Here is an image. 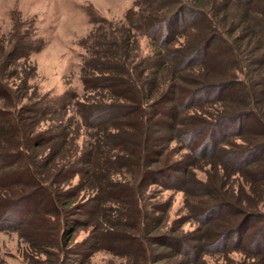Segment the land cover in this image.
Here are the masks:
<instances>
[{"label": "trees", "instance_id": "1", "mask_svg": "<svg viewBox=\"0 0 264 264\" xmlns=\"http://www.w3.org/2000/svg\"><path fill=\"white\" fill-rule=\"evenodd\" d=\"M155 1L158 0H143L147 5ZM174 1L169 3L170 6ZM234 2L217 0L216 3L226 6ZM240 2L245 4L249 16L244 24L250 19L257 20V24H250L249 28L236 24L241 33L236 36L235 27V31L229 32L234 37L230 35L220 44L227 45L226 51L236 62L238 59L235 57L234 60L232 56L238 51L247 52L243 41L249 38L246 31L251 32L255 46L248 53L251 57L248 61L251 65L256 64L258 71L247 75L249 87L230 83L224 88L221 83L209 89L211 86L206 87L198 81L202 75L197 74L200 72L197 65H204V68L210 64L208 55L201 57L200 51L195 49V53L180 62H170L167 51H161L170 48L179 36L163 24L166 18L152 16L148 19L144 15L136 22L130 12L126 15L129 28L142 30L143 35L156 40V49L152 51L155 62L149 58L139 59L133 48L131 53L123 50L122 55L118 54L121 50L107 48L104 53L110 66L106 65L109 69L103 73L100 70L104 62L86 61L85 76L82 77L85 89L96 92L97 97L103 95L98 90L108 91V99H111L109 103L94 106L93 117L89 119L92 124L86 121L85 125L98 127L97 134L92 136L95 142L90 143L88 150L72 162L62 151L49 149L51 146H48L44 160L35 152L33 158L32 153L22 151L0 153V222L2 227L14 222L15 226L8 227L19 232L21 227L33 223L32 238L24 240L30 256L46 255L42 264H73L69 259L71 256L76 258L87 250L102 246L103 241L110 246L116 241L117 244L123 242L129 251L136 253L134 257L141 264H192L194 260L202 259V255L215 251H238L245 255L243 264H264V0ZM221 8L217 7L216 14ZM202 14L209 16L208 31L214 30L210 26L215 21L211 12ZM218 18V24H222ZM96 20L99 18L92 19L94 25ZM132 36L128 29L117 47L125 48L126 41ZM23 40H19L18 46L15 44L16 54L30 57L41 47L35 41ZM82 45L87 53L94 49L93 43L91 45L87 40H83ZM239 52L241 59L245 57ZM257 57L259 59L254 61ZM218 61L220 65L224 62L222 58ZM115 62H120L122 67ZM2 86L0 82V88ZM4 98L9 99V96ZM46 101L32 105L33 117L37 111L42 112L39 106ZM230 103L234 107L228 114L225 108ZM5 115L14 120L12 112H1L0 118ZM20 119L28 130L24 134L32 135L33 140L40 142L36 147L47 146L57 139L64 147L70 146L72 140L66 137V129L57 137L41 138L30 131L32 127L28 128L23 115ZM1 122L0 131L18 137L10 124L5 125L7 121ZM228 123L230 129L221 133ZM182 150L188 151L189 156ZM211 158H216L219 163L214 167L216 177L205 184L207 191L202 189L203 193L199 194V190L189 189L187 183L195 177L196 162L203 163ZM104 162L112 173L99 172V169L94 173L92 168L104 165ZM221 169L226 174H219ZM234 174L246 178L249 175L252 193L258 194L255 202L236 193L230 182L224 180ZM75 176H79L80 182L72 185ZM153 184L165 190H181L187 199L194 198L190 207H195L197 215L194 212L195 215L189 217L196 224L194 230L184 231L183 225L190 222L187 218L169 223V207L162 202L152 203L156 197L150 189ZM82 191L91 194L87 193L89 196L84 200L86 196L81 195ZM107 201L112 203L108 205ZM26 206L28 210L24 211ZM10 213H19L23 218L16 223L10 219ZM100 213L107 219L100 218L103 223H97L99 233L93 230L83 241L72 242L77 227L86 222L79 217L76 219V215L88 214L95 219ZM115 214L117 217H113ZM252 223L256 224L251 228ZM233 235L237 239L235 245L230 246ZM28 264L33 262L28 261Z\"/></svg>", "mask_w": 264, "mask_h": 264}, {"label": "rangeland", "instance_id": "2", "mask_svg": "<svg viewBox=\"0 0 264 264\" xmlns=\"http://www.w3.org/2000/svg\"><path fill=\"white\" fill-rule=\"evenodd\" d=\"M171 1L173 0H158L147 5L143 0H0V82L3 85L0 88V116L4 111L12 112L14 115V120H11L9 115H5L6 117L0 118V122L7 121L5 125L10 124L18 136L15 138L13 133L0 131V153L9 151V154H13L16 151H22L25 154L32 153L31 157L33 158L35 152L40 154V158L43 156L44 160L45 153L51 149L52 151H62L68 155L66 158L72 162L88 150V146L95 142V138L92 136L95 137L98 127L85 125L86 121L92 124L89 119L93 117L94 106L100 103H109L111 99H108V91L98 90L103 95L97 97L96 92L85 89L82 77L85 76L83 70H86V68L84 69L86 61L91 60L94 64L104 62V67L100 70L103 73L106 68L109 69L106 65H109L110 61L106 60L104 53L107 48L121 50L119 55L121 52L123 53V50L131 53V48H133V52L139 59L149 58L150 61L154 60L153 62H155V53L153 54L152 51L156 49V40L143 35L142 30L137 31V29L129 28L130 22L128 24L126 15L130 12L134 14L136 22L139 18L142 20L144 15L148 16V19L152 16L166 18L163 24L171 27L174 34L179 36L174 37L176 41L169 45L170 48H164L161 51L163 53L167 51L171 58L170 62L175 64L180 62L182 58L195 53V49L200 51L201 57L208 55L206 58L210 60V64H206L204 68V65L201 67L197 65L200 68V72L197 74L202 75V77L199 76L198 81L206 87L211 86L209 89H214L221 83L224 88L230 83H242L247 88V75L251 76L252 72L255 74L258 71L256 64L251 65L248 61L251 60L248 53L253 51L255 46L254 39L250 35L251 32L245 30L249 35V38L243 41L247 52L238 51L241 55H245L242 59L238 52V56H232L234 60L235 57L238 59L236 62L226 51L227 45L221 46L220 44L226 37H230L229 32L235 31V27L237 28L235 35L241 33L240 26L236 24L241 23L249 28L250 24L256 23L257 20L250 19L247 24H244L246 17H249L245 4L240 0H231L235 1L234 4L227 3L226 6H223V3L222 5L216 3L217 0H175L170 6ZM217 7H224L218 11L219 14H216ZM210 8L212 9L210 10ZM208 10L215 20L210 25L215 28L212 31H208L207 27L209 16L202 14ZM93 17L99 18L95 21V25L92 22ZM217 18L225 26L218 24ZM128 29L133 36L126 41L125 48H121L119 45L117 47V44H121L127 35ZM23 39L35 41L37 46L41 47L37 51H33L30 57L16 54L18 42ZM83 40L89 41L91 45L93 43L94 49L87 53L82 45ZM38 41L42 43L39 44ZM15 44L16 47H14ZM22 44L21 46H23ZM217 53L220 55L215 56ZM118 54L115 56L116 58L119 56ZM110 56L109 58H111ZM220 58L224 61L221 63L222 65L218 61ZM256 59L259 58H254V61H257ZM116 65L122 67L120 62H117ZM207 75L210 76L207 78ZM213 77L215 78L213 79ZM104 93L108 95H104ZM6 96H9V99L4 98ZM44 100L47 101L39 106L40 109H43L42 112L37 111V115L33 117L31 108ZM233 107L234 105L231 103L226 106L225 110L228 114L232 113ZM22 110H24L23 114H21ZM20 115L25 118L28 128L32 127L30 131L41 138L49 135L57 137L66 129V137L68 140H72L70 146L64 147L61 140L57 139L47 146L42 144L36 147L40 142L33 140L32 135L29 136L30 138L25 135L28 130L22 124ZM233 127L236 128L237 125ZM229 129L230 124L228 123L222 128L221 133ZM99 133L102 134V132ZM19 137H23L22 140ZM29 139L31 140L28 144ZM48 146L51 147L48 149ZM27 147L28 150H26ZM182 152L189 156L188 151L182 150ZM191 161H195V159ZM196 163L198 167L196 170L194 169L195 177L194 179L190 177L191 180L187 183V187L199 190V194H201L203 190L207 191V188H204L207 181L216 177L214 167L219 161L216 158H211L203 163ZM92 169L94 173L98 169L99 172L112 173L110 166L105 162L104 165ZM218 173L223 175L226 174V171L221 169ZM249 179V175L246 178L245 175L234 174L226 176L224 180L230 182L236 193L255 202L258 194L252 193L253 186L248 182ZM79 182V176H75L71 181L72 185ZM0 187L2 186L0 185ZM150 189L154 194L152 196L156 195L152 203L162 202L164 206L169 207V223L175 222L177 219H190V216L195 215V207L192 209L190 207L191 201L194 200L192 196L187 199L181 190L175 188L165 190L156 184L151 185ZM80 193L81 195L85 194L84 200L91 194V192L84 191ZM0 197H2L1 194ZM106 203L109 205L112 202L107 201ZM31 209L29 207V210ZM26 210H28V206L25 207L24 211ZM9 217L16 223L23 218L19 213H10ZM77 217L86 222H80L84 224L77 227L72 239V242L75 243L83 241L93 230L99 233L100 229L96 230L97 223H101L100 218L103 221L107 219L102 213L95 219L90 218L88 214H77L76 219ZM113 217H117V214ZM32 222L38 224L37 220ZM1 223L0 264H28V261H32L33 264H42L45 262L46 255L38 253V255L30 256L24 243L27 237L32 238L30 233L34 227L33 223L29 222L28 227H21L22 231L20 232L8 227V225L15 226L14 222L6 223L5 227H2ZM255 224L252 223L251 228ZM195 226L196 224L190 219V222L183 225V229L189 232L194 230ZM236 239L235 235L230 238V246L235 245ZM122 243L118 242L117 244L114 241L110 246L107 241H103L102 246L87 250L76 258L71 256L69 259L73 264H141L139 259L134 257L136 253L129 251ZM202 256V259L194 260L192 264H243L245 260V255L238 251L228 253L215 251Z\"/></svg>", "mask_w": 264, "mask_h": 264}]
</instances>
